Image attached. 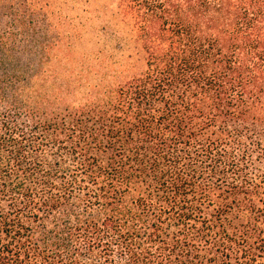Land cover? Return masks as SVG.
Here are the masks:
<instances>
[{"label": "trees", "instance_id": "16d2710c", "mask_svg": "<svg viewBox=\"0 0 264 264\" xmlns=\"http://www.w3.org/2000/svg\"><path fill=\"white\" fill-rule=\"evenodd\" d=\"M3 19L0 264H264V0Z\"/></svg>", "mask_w": 264, "mask_h": 264}, {"label": "rangeland", "instance_id": "374dc122", "mask_svg": "<svg viewBox=\"0 0 264 264\" xmlns=\"http://www.w3.org/2000/svg\"><path fill=\"white\" fill-rule=\"evenodd\" d=\"M101 1L105 2V0H101ZM5 27H6V19H3L2 23L0 24V34H1L2 29L5 28ZM97 40H99V39H97ZM14 45L16 47V50L13 53L15 55H17V57L20 59L19 62H18L19 65L22 66L23 68L29 67L31 70L34 69V67H36V65H37V62H36L37 56H34V54H33V57L31 58V53H30V50H29L30 46H28L25 43L22 44L19 41L16 42L15 44H13V46ZM128 51H131V50H128ZM2 54H3V50L0 49V55H2ZM3 55L5 57L6 53L3 54ZM29 58H31V62L30 63L27 62L29 60ZM4 69H8V70L11 71L12 70V66H9L8 62H6V66H0V71H2Z\"/></svg>", "mask_w": 264, "mask_h": 264}]
</instances>
